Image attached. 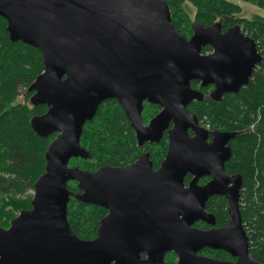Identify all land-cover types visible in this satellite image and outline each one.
I'll use <instances>...</instances> for the list:
<instances>
[{"label": "water", "instance_id": "95a60500", "mask_svg": "<svg viewBox=\"0 0 264 264\" xmlns=\"http://www.w3.org/2000/svg\"><path fill=\"white\" fill-rule=\"evenodd\" d=\"M0 17L12 42L42 54L44 71L30 91L49 110L32 126L42 137L57 134L32 208L0 228V264H165L168 253L177 264H264L250 255L241 177L226 172L235 134L210 132L188 111L203 99L193 81L213 85L219 99L249 84L263 59L254 39L220 24L196 25L187 39L164 0H0ZM207 46L212 52L204 54ZM109 99L123 107L140 147L160 143L167 132L168 153L157 170L149 153L94 172L69 166L86 157L83 128ZM145 102L161 107L148 124ZM204 177L211 180L200 185ZM72 181L82 192L78 200L108 211L93 240L69 225ZM215 196L228 201L227 227L216 228L206 211ZM199 221L212 228L195 227ZM207 248L236 261L201 255Z\"/></svg>", "mask_w": 264, "mask_h": 264}, {"label": "trees", "instance_id": "16d2710c", "mask_svg": "<svg viewBox=\"0 0 264 264\" xmlns=\"http://www.w3.org/2000/svg\"><path fill=\"white\" fill-rule=\"evenodd\" d=\"M172 13L177 31L190 39L194 27L220 24L223 31L234 27L255 40L262 62L256 67L249 84L238 94H225L214 98L213 85L203 88L192 82L193 89L203 93L201 101L188 107L191 115L210 124L212 131L235 134L231 141L232 156L226 163V172L240 176L241 215L250 240V255L264 263V17L251 19L242 16L239 4L229 0H164ZM264 9V0H239ZM7 21L0 17V228H9L11 221L26 209L31 201L36 181L45 173L46 152L57 134L42 137L32 126L35 118L48 112L46 105L35 104L32 83L44 71L40 51L22 42H12L7 32ZM212 48H203V53ZM161 107L144 103L142 117L149 123ZM190 134L193 133L190 131ZM86 157L71 159L70 167L96 171L102 166L123 167L145 153L150 154L158 169L168 153V134L160 143H146L140 147L134 129L123 107L115 99L102 103L92 121H88L81 138ZM191 176L185 178L188 184ZM72 191L68 204V222L76 235L83 240L98 236L100 221L108 211L85 204L77 199L81 190L76 182H69ZM206 211L216 218V228L230 223L228 201L215 196L206 204ZM195 227L209 230L212 227L195 223ZM201 255L225 261H236L222 250L204 249ZM145 258V255H143ZM174 253H168L165 264H177Z\"/></svg>", "mask_w": 264, "mask_h": 264}, {"label": "rangeland", "instance_id": "374dc122", "mask_svg": "<svg viewBox=\"0 0 264 264\" xmlns=\"http://www.w3.org/2000/svg\"><path fill=\"white\" fill-rule=\"evenodd\" d=\"M239 4L242 8V16L247 19H251L252 17L258 15L264 17V9L258 8L251 4H245L239 0H229ZM30 194L34 195V191H30Z\"/></svg>", "mask_w": 264, "mask_h": 264}, {"label": "flooded vegetation", "instance_id": "af4514ba", "mask_svg": "<svg viewBox=\"0 0 264 264\" xmlns=\"http://www.w3.org/2000/svg\"><path fill=\"white\" fill-rule=\"evenodd\" d=\"M193 82H198V81H193ZM199 83V85L201 86V83L200 82H198ZM192 84V83H191ZM167 133V132H166ZM154 165V164H153ZM119 167H121V166H119ZM154 169H155V166H154ZM155 170H157V169H155ZM187 176H191V180L193 179V176L192 175H187ZM186 176V177H187ZM190 180V181H191ZM211 180V178L210 177H204V178H202V179H200V181H199V184L200 185H205V184H207L209 181ZM186 185H188V184H186ZM108 214V213H107Z\"/></svg>", "mask_w": 264, "mask_h": 264}, {"label": "built area", "instance_id": "2783aa9c", "mask_svg": "<svg viewBox=\"0 0 264 264\" xmlns=\"http://www.w3.org/2000/svg\"><path fill=\"white\" fill-rule=\"evenodd\" d=\"M200 126L203 127L204 129L206 130H209L211 129V126L209 123H207L206 121H200Z\"/></svg>", "mask_w": 264, "mask_h": 264}]
</instances>
